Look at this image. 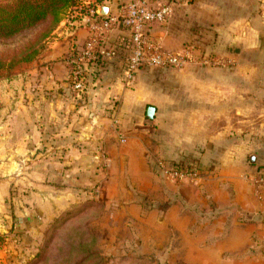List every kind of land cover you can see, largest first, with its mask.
<instances>
[{"label": "crops", "instance_id": "crops-1", "mask_svg": "<svg viewBox=\"0 0 264 264\" xmlns=\"http://www.w3.org/2000/svg\"><path fill=\"white\" fill-rule=\"evenodd\" d=\"M131 1L99 6L114 14ZM171 4L167 21L151 24L149 34L167 49L186 46L193 56L209 55L218 63L145 66L126 82L116 61L78 96L65 58L89 31L83 14L70 13L28 68L0 81V230L11 227L4 211L16 191L11 204L26 224L23 236L39 237L37 219L59 214L102 177L93 156L103 150L106 214L133 220L149 214L145 226L157 233L171 229L182 243L194 235L225 234L205 248L213 251L246 250L254 233L264 239V187L250 179L264 169V0ZM110 45L118 48L117 58L125 56L128 32L109 31L101 46ZM148 106L155 109L152 118ZM158 160L192 162L200 177L169 181L157 172ZM201 214H222V221L196 230ZM11 246L0 248L2 262Z\"/></svg>", "mask_w": 264, "mask_h": 264}, {"label": "rangeland", "instance_id": "rangeland-1", "mask_svg": "<svg viewBox=\"0 0 264 264\" xmlns=\"http://www.w3.org/2000/svg\"><path fill=\"white\" fill-rule=\"evenodd\" d=\"M7 1L11 0H0V3ZM76 13L78 12L71 14L74 16ZM31 62L32 60L20 64L9 74L4 70L0 71V81H4L7 75L11 79L17 70L28 68ZM100 151L94 154L93 160L96 174H101L102 177L92 187L84 189L87 192L85 196L66 204L59 214L52 218L37 219L33 228L39 229V237L23 236L26 224L20 217L13 215L17 213L11 201L17 192L12 191L4 211L9 216L11 227L8 232L5 228L4 231L0 230L3 237L0 248L6 242L12 246L10 254L4 255V262L0 257V264H264V248H259L264 239L257 233L250 236L246 250L220 252L205 248L222 240L225 234L194 235L182 243L178 233L171 229L168 233H157L153 227L145 226L150 223L147 220L149 214H137L135 220L123 216L124 214H106L101 192L107 155L104 151L103 156L96 159ZM88 200L89 203H84ZM221 216L222 214H201L199 219L194 220L196 230H208V226L220 224L218 221H222L219 218ZM262 223L264 225V221ZM32 241L35 243L32 244ZM192 244L195 245L194 250L190 248ZM199 246L202 247L200 250L196 248Z\"/></svg>", "mask_w": 264, "mask_h": 264}, {"label": "built area", "instance_id": "built-area-1", "mask_svg": "<svg viewBox=\"0 0 264 264\" xmlns=\"http://www.w3.org/2000/svg\"><path fill=\"white\" fill-rule=\"evenodd\" d=\"M186 0H171L151 4L149 0H135L122 4L119 11L105 15L98 12V0H86L84 11H77L84 15V23L89 35L85 43L79 48L72 49L65 58L68 67V80L78 96L86 90L92 78H98L108 66L120 61L122 75L126 82L140 68L182 69L198 62L204 65L218 63L216 57L200 55L195 57L188 47L177 51L165 48L159 40L152 37L148 27L154 23H164L172 13V2ZM115 28H124L129 35V52L122 58L118 57V48L114 45L102 47L107 33ZM117 122V120H115ZM101 150L98 156H103ZM103 163V161H102ZM156 167L159 173L174 181H195L200 177L199 168L192 162L158 160ZM254 184L264 187V169L256 171Z\"/></svg>", "mask_w": 264, "mask_h": 264}, {"label": "trees", "instance_id": "trees-1", "mask_svg": "<svg viewBox=\"0 0 264 264\" xmlns=\"http://www.w3.org/2000/svg\"><path fill=\"white\" fill-rule=\"evenodd\" d=\"M85 1L11 0L0 3V71L9 74L20 64L33 60L43 42L69 13L84 11ZM9 77L7 75L6 79Z\"/></svg>", "mask_w": 264, "mask_h": 264}, {"label": "water", "instance_id": "water-1", "mask_svg": "<svg viewBox=\"0 0 264 264\" xmlns=\"http://www.w3.org/2000/svg\"><path fill=\"white\" fill-rule=\"evenodd\" d=\"M107 11H108V7L105 6V5H101V6L98 7V12L100 14L105 15V14H107ZM154 111H155V109H154L153 106H148L147 109H146V115H147V117L148 118H152L153 117V114H154Z\"/></svg>", "mask_w": 264, "mask_h": 264}]
</instances>
